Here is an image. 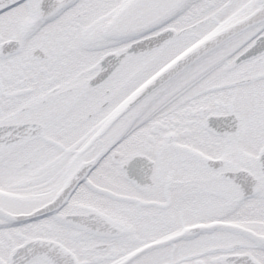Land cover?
<instances>
[{"label":"snow or ice","instance_id":"6c2138e0","mask_svg":"<svg viewBox=\"0 0 264 264\" xmlns=\"http://www.w3.org/2000/svg\"><path fill=\"white\" fill-rule=\"evenodd\" d=\"M0 264H264V0H0Z\"/></svg>","mask_w":264,"mask_h":264}]
</instances>
